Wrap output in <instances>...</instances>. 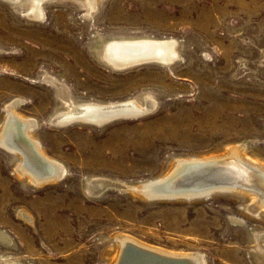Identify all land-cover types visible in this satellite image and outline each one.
Masks as SVG:
<instances>
[{
    "label": "rangeland",
    "instance_id": "1",
    "mask_svg": "<svg viewBox=\"0 0 264 264\" xmlns=\"http://www.w3.org/2000/svg\"><path fill=\"white\" fill-rule=\"evenodd\" d=\"M20 1L0 0V126L16 101L12 115L35 120L31 138L56 162V180L23 183L15 150L0 139V264H108L118 237L191 253L198 264H264L253 240L263 216L228 191L187 200L133 193L178 161L228 148L264 161V0H97L93 10L45 0L38 13ZM119 38H172L179 55L115 70L97 51ZM143 96L144 114L105 125L52 118L65 99Z\"/></svg>",
    "mask_w": 264,
    "mask_h": 264
},
{
    "label": "bare ground",
    "instance_id": "2",
    "mask_svg": "<svg viewBox=\"0 0 264 264\" xmlns=\"http://www.w3.org/2000/svg\"><path fill=\"white\" fill-rule=\"evenodd\" d=\"M43 1L45 0H39L37 3V0H30L29 3L26 4V7H28V10L37 12L40 10ZM82 1L86 7L91 10H93L97 4V0ZM11 2L15 5H20L21 3L20 0H11ZM178 55L177 44L172 38L113 39L105 41L102 49L97 51L98 59L115 70L129 69L137 65L140 66V64H137L140 60L138 59L139 57L142 59L140 61L154 59V62L147 63L158 62L167 65L166 63L168 61L175 59V57L177 59ZM59 93L62 94L63 92L60 90ZM61 102V109L52 116V118L57 120L58 123L61 122L62 124H68V122L70 123L73 121H87L105 125L114 120L112 117H114L113 110H115V106L128 103V109H124V111H128L131 108L134 110H143V106L145 107L147 100L143 96L99 105H92L91 102H78L72 99H65ZM15 106L16 101H13L6 107L8 109L6 110L8 111V115L6 114L7 116L0 126V139L4 141V143H8L13 150H15V153L12 156L14 157V162L18 163L21 168L20 170L15 169L17 171H15L16 173L19 172L16 174L17 177L20 178L23 183L31 181L30 183L34 182L40 184L46 181L56 180L53 178L54 171L52 168L54 166L51 164L55 162L54 159L52 161V158H48L49 155L44 156L42 153L43 150L40 152V150L36 148L37 145L33 143V140L35 139L33 137V135H35V126L31 127L33 128L32 130H30V126L34 125L35 120L31 119V121L28 122L30 117L26 120L24 119L25 116L22 118L18 116V114L16 116L12 115V110L15 109ZM14 112L15 111H13V114ZM28 124L30 126H28ZM31 137L34 139L32 140ZM57 168L55 169L58 170ZM61 171L62 169L60 172ZM163 177L162 179L159 177L161 179L159 184H155V182H150L149 184L146 183L143 186L141 184L142 189H139L140 193L137 192L138 190H135L136 186H133V193L135 192L137 195L142 196V198L158 199L167 198L170 197V195L176 194L177 196H184V198L186 196L189 197L191 194V197L189 198H192V195H209V192L212 191H228L230 196L238 199L241 203H244L245 212L247 214L255 217L263 216L262 218L264 220V161L248 156L244 151V147L228 148L220 154H212L210 157L208 156L199 160L192 159L178 161L175 165L173 164L170 173L167 176L165 175L164 178ZM95 179L93 180L95 181ZM103 181L102 183L98 182L99 184L97 185V182L95 185H93V182H88L86 184V191H92V189L97 191L105 185ZM108 183H110V181H108ZM165 183L168 184L167 187H169L166 188V190H164V186H166L164 185ZM136 189H138V187ZM188 197H186V200ZM21 214H24L25 218H30V215L26 211H22L18 215ZM115 239V247L113 253H111L108 264H198L202 262H196V258L191 253L176 252L172 250L167 251L162 248H156L157 246L153 247L147 245L148 243L144 244L138 241L136 242L137 239L133 240L131 237H118V239ZM253 240L255 247L264 255V231L259 232ZM126 244H129V247L124 250ZM154 254L165 258L154 256ZM166 258L181 259L182 261ZM9 264L17 263L10 262Z\"/></svg>",
    "mask_w": 264,
    "mask_h": 264
},
{
    "label": "water",
    "instance_id": "3",
    "mask_svg": "<svg viewBox=\"0 0 264 264\" xmlns=\"http://www.w3.org/2000/svg\"><path fill=\"white\" fill-rule=\"evenodd\" d=\"M138 59L142 60L140 57ZM140 60L137 62V64H144V63H147V62H154V59H152V60H146V61H140ZM175 60H176V57H175V59H172L171 61H168L166 64L168 65L170 63H173ZM128 106H129L128 103L127 104H121L119 106H115L114 107L115 110H113L114 111V117H112V118L113 119H120V118H125V117H135V116H139L141 114H144V112L142 110H138V109L137 110H134L132 108H131L130 111H124V109H128ZM164 185H166V186H164V190H166V188H169V187H167L168 184L165 183ZM128 245L129 244H126L124 246V250L129 247ZM124 250H123V252H124ZM150 254H152V253H150ZM154 256H158L160 258H165L163 256H159V255H156V254H154ZM166 259H171V258H166ZM120 260H121V258H120ZM171 260H179V261H182L181 259H171Z\"/></svg>",
    "mask_w": 264,
    "mask_h": 264
},
{
    "label": "snow or ice",
    "instance_id": "4",
    "mask_svg": "<svg viewBox=\"0 0 264 264\" xmlns=\"http://www.w3.org/2000/svg\"><path fill=\"white\" fill-rule=\"evenodd\" d=\"M39 2V0H37V3Z\"/></svg>",
    "mask_w": 264,
    "mask_h": 264
}]
</instances>
